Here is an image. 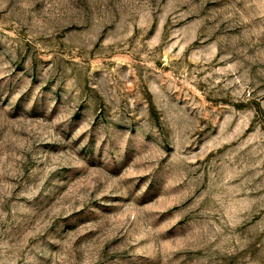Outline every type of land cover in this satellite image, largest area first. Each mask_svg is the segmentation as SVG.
Instances as JSON below:
<instances>
[{"label": "rangeland", "instance_id": "1", "mask_svg": "<svg viewBox=\"0 0 264 264\" xmlns=\"http://www.w3.org/2000/svg\"><path fill=\"white\" fill-rule=\"evenodd\" d=\"M0 264H264V0H0Z\"/></svg>", "mask_w": 264, "mask_h": 264}]
</instances>
